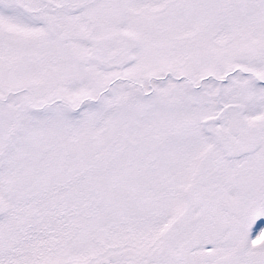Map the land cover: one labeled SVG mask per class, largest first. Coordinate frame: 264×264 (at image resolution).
I'll use <instances>...</instances> for the list:
<instances>
[{"label": "rangeland", "instance_id": "obj_1", "mask_svg": "<svg viewBox=\"0 0 264 264\" xmlns=\"http://www.w3.org/2000/svg\"><path fill=\"white\" fill-rule=\"evenodd\" d=\"M216 145L264 176V0H0V264H172Z\"/></svg>", "mask_w": 264, "mask_h": 264}, {"label": "flooded vegetation", "instance_id": "obj_2", "mask_svg": "<svg viewBox=\"0 0 264 264\" xmlns=\"http://www.w3.org/2000/svg\"><path fill=\"white\" fill-rule=\"evenodd\" d=\"M218 138V135L217 137ZM207 151L210 146L202 147ZM224 153L228 160H234L237 164L238 153L245 155V150L234 145H216L209 156L205 151H201L198 168L194 172L198 180V186L193 194L189 193V213L197 211L195 223L200 219L202 228V239L200 246H196L194 236L187 237L174 247V250H167L171 256H176L179 251L187 249L188 255L192 258L193 264H264V194L242 193L238 196L237 190H233L231 185L238 179L246 181L247 184L255 185L256 179H264L261 173L255 171L251 162H245L241 170V175L233 173L235 166L232 165L228 176L223 175V166L218 161V153ZM237 153V154H236ZM260 168V167H259ZM264 171V170H263ZM249 176V177H248ZM229 178H232L229 181ZM224 181L229 185L225 192H209L207 184L214 186ZM255 189H257L255 187ZM236 192V196L229 195L228 191ZM190 216V214H189ZM255 216L260 219L255 220L254 225H240L246 217ZM231 229L232 232H229ZM166 251V253H167ZM172 264H184L180 259L175 261L170 259Z\"/></svg>", "mask_w": 264, "mask_h": 264}, {"label": "water", "instance_id": "obj_3", "mask_svg": "<svg viewBox=\"0 0 264 264\" xmlns=\"http://www.w3.org/2000/svg\"><path fill=\"white\" fill-rule=\"evenodd\" d=\"M166 256L168 258H170V259L175 260V261L180 259L184 264H193V260L188 255L187 249L183 250V248H182V251L180 250L179 254H177L176 256H174V255L171 256V253L169 251H167V255Z\"/></svg>", "mask_w": 264, "mask_h": 264}]
</instances>
